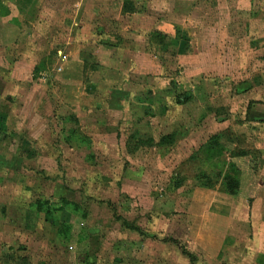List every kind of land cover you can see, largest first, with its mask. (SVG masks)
Instances as JSON below:
<instances>
[{"label":"rangeland","instance_id":"1","mask_svg":"<svg viewBox=\"0 0 264 264\" xmlns=\"http://www.w3.org/2000/svg\"><path fill=\"white\" fill-rule=\"evenodd\" d=\"M0 264H264V0H0Z\"/></svg>","mask_w":264,"mask_h":264},{"label":"trees","instance_id":"2","mask_svg":"<svg viewBox=\"0 0 264 264\" xmlns=\"http://www.w3.org/2000/svg\"><path fill=\"white\" fill-rule=\"evenodd\" d=\"M229 182H230V181L227 180L226 183H227V185L230 186ZM255 196H256L255 193H250V192H249V194L246 195V199L250 202V201L253 199V197H255ZM121 223H122L124 226L128 227V228H131V229H134V230H138V228H137L136 226H134L133 224L129 223V222H128L127 220H125V219H122V220H121ZM165 241L171 242V243H173V244L179 246L180 249H181V251H182V253L186 254V255L189 257V259H190L191 262L194 261L195 257L193 256V254L190 253L189 251H187V250L185 249V247H184L183 245H181L180 242H179L178 240L169 237V238H165Z\"/></svg>","mask_w":264,"mask_h":264},{"label":"crops","instance_id":"3","mask_svg":"<svg viewBox=\"0 0 264 264\" xmlns=\"http://www.w3.org/2000/svg\"><path fill=\"white\" fill-rule=\"evenodd\" d=\"M6 1L10 2L18 9H22L25 11H27L37 3V0H6Z\"/></svg>","mask_w":264,"mask_h":264}]
</instances>
